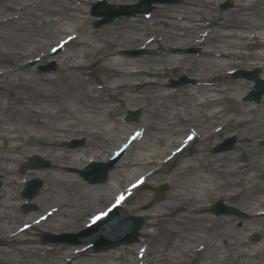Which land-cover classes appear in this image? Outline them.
<instances>
[{
    "label": "bare ground",
    "instance_id": "obj_1",
    "mask_svg": "<svg viewBox=\"0 0 264 264\" xmlns=\"http://www.w3.org/2000/svg\"><path fill=\"white\" fill-rule=\"evenodd\" d=\"M91 1L92 0H0V52H10L11 50L10 53L14 52L17 54V50H21L26 46L28 41H32L31 36L34 34H38V32L45 29L48 31V27L68 21L69 23L64 28H67L66 31H68L69 34L82 33L86 36H78L77 34L74 35V37L67 38L66 41H68L69 44L78 45L79 48H77V52L66 53L63 59L77 60L87 56L94 62L100 61L104 63V66L111 75V79H108V82L104 85L112 91L110 94V101H117L119 104L127 105V99H125L123 97L124 95L120 92H122L121 88L127 84L126 81L128 83L130 81L126 77L129 76L128 72L141 69L139 66L141 63L143 64L145 61L151 62L153 59H143L142 57L127 59L116 55L113 56L115 52L114 49L118 46L116 40L125 36L122 30L125 25L113 22L98 30L89 31L87 27L89 19L87 16H84V14L87 11L86 5ZM197 2L205 4L209 9V12H206L204 10L199 11V9L195 8V13L199 14L201 18L207 15L214 16V14H212V8L209 5L211 3L221 2V0H197ZM236 2L237 6L235 7L234 14L237 16V21L235 20V23H227L221 20L219 26L214 27L215 29L210 27L207 33L205 42L209 41L211 44H209L208 50L204 52L209 58H212L214 52L221 53L222 51L256 60L262 56L264 57V51L251 54L248 53V55H243L240 51L244 46V41H250L253 38L264 40V0H259V6L252 14L248 9L250 5L248 1L243 2V0H236ZM13 7H18L19 11L13 13L11 11ZM196 7L199 8L200 6L196 5ZM162 8L167 10L164 6ZM51 16H54V18H50ZM221 17H223V15H218V18ZM136 19H134V21H137ZM149 19H151V16ZM191 20L193 21L195 19ZM129 22L126 21V25H128ZM243 23H246V25H243ZM194 25L195 24L189 26L194 28ZM171 26V28L180 27L181 29H185V24L178 23L177 21H173ZM57 28L63 27L59 26ZM64 28L61 31H63ZM133 29L135 30L128 31L129 42L135 41L138 38L137 34L140 29L137 27ZM179 35V33H173L172 31L169 33L167 32V38L172 36L177 37ZM185 36L191 38L192 34L190 32L189 34L183 32L181 37L183 38ZM210 39H213V41ZM152 40L154 39H149V41ZM191 44L194 45L192 42H179L174 39L169 42L170 46L176 47H185ZM260 45L264 47L263 43ZM150 47L151 45L148 46V49H150ZM167 57H170L171 60L175 58L173 63H177V65L187 59L184 55H178V57L177 55H167ZM64 60L61 69L68 71L69 68L73 67V64H66ZM209 61L210 65H214V67L210 68L211 70L208 71L207 75L216 77L221 76L220 68L226 63H229L225 60L222 61V59H210ZM202 62L205 63L204 60H202ZM165 69V64L152 66L151 69L148 68V70H155L157 72ZM10 72L11 71H0V76L6 74L8 76ZM46 77L47 82H61L63 84L62 88L51 92V90L48 89L39 90V88L33 87L38 91L33 90L32 93L27 96L29 98H17V102L15 103L7 101L2 102L0 99V176L1 183L4 185L3 188H0V196L4 199V202L0 204V230L6 227L5 232L0 233V239L15 243L16 246L13 251H16L18 254L24 256L34 254L38 259L40 257L38 256V254H40L39 251L45 249V246L41 245L32 250L34 247L30 245L35 244L34 239L25 236V233L33 224L32 219L28 220L25 217V220L22 222L16 221L19 219V215H17V206L20 204V200L18 204L14 203L13 200L17 198L16 189H18L21 181L17 182L14 177H9V175H15V165L21 160L22 154H24V152H32V150L21 149L17 143L19 136L16 133L19 130L27 128L31 130L37 129V131L40 130L42 142L50 144L51 141L56 142V140H53L54 137L62 141L67 138L66 141H68L69 136L67 137L63 133L70 129L76 132H84L86 130L84 128H79L80 126L83 124H95L96 126L90 129L91 134L95 138L98 137L102 139V142L107 143L109 140L112 141V132L119 129L118 121L115 118L109 119L106 116L104 112L106 108H104V110L95 106L77 108L74 104H71L72 102L68 105L63 104L62 100L65 101L68 97H74L70 89L76 88L74 87L76 86L75 83H81L80 77L75 78V76L71 74H66L63 81L50 78V76ZM131 80L133 79L131 78ZM134 80L136 82L133 81V84H138L142 89L141 98L146 101L145 105H143L144 109L148 110L147 108L152 106L153 116L158 115L161 120V122L156 125L157 127L155 129L158 131L166 130L168 132V135H166L167 137H165L167 147L178 145L181 142L183 134L188 128H174V126L175 124L188 120V114H186V112H191L193 115L197 116V114H199L198 112L202 109L201 116L205 121L212 120L209 121L210 125H212L217 120L222 119V113H225V110H213L209 112L205 110L214 105L221 104L224 99H234V96L229 95L218 96V93H220L218 89L203 87V94L198 96L192 93L193 99L184 101L181 96L191 87L187 88V86H185L183 89L167 90L160 87L161 83L159 80L148 78H135ZM105 81H107V79ZM9 82L16 87L22 84L20 78L19 80L11 79ZM86 99L84 94H78L74 97L73 103L83 104V101ZM168 99L171 100L166 102ZM184 104L190 111H184ZM56 106L60 109H58V113H53L52 109ZM231 110L233 109L231 108ZM256 110V107H248L246 110L244 108L243 111H236L235 115L223 120L221 123H226V120H228L230 124L238 127H248L250 129L264 127L262 118L257 117L256 119L253 113ZM228 111L230 110L228 109ZM43 118L55 119L58 124H50ZM127 126L125 125L123 130ZM63 127L66 129H62ZM192 127L194 126L190 127V131L193 137L195 135L196 138L200 137L201 139H206L212 134V132L206 129L199 133H195L191 129ZM52 131H59V133L52 134ZM122 134L125 135L124 131ZM242 138L243 140L251 139L247 136H242ZM148 145V143L142 142L138 148ZM151 147L150 150L146 149V153L138 152L135 158L127 163H122L120 165L121 167L118 168L119 170H115V175L113 173V177L110 180V186H113L112 191L108 195L104 194L103 189L100 187L94 186L85 189L79 180L73 179V176L56 171L53 176V181L47 184L43 192L46 194L57 192L61 197H59L60 199L56 202L57 204L52 207V211L48 216L41 220L37 226H47L55 230L71 228V230H73L68 232H77L79 225H83L84 222L71 225L69 221L71 220L72 210L82 208L84 205L83 201L89 199H97V201H100L103 198L107 200V198L113 196L114 193H122L121 195L124 194L127 198L125 199L123 197L121 204L123 207L132 195L128 197L131 191L127 189L125 192L123 187H120V184L117 185L118 182H116L117 180L115 177L120 174L121 168L130 167L128 172V175H130L134 170L144 171L147 167L145 172L141 173L146 179L147 175L151 173L148 168L153 169L155 172L160 171V168L156 167V169H154L151 166L159 161L158 157H161V159L164 158L172 149H160V147L156 146ZM248 147L251 150L254 149L252 145H248ZM113 149H110V151ZM256 150L258 151L259 149ZM78 151L79 150H73V152H70L63 150L56 155L54 159L64 160L68 157L69 160L66 162L69 163V165L75 166L79 161L77 158L78 155H76ZM160 151L163 152L162 155ZM100 156L104 155L100 154ZM95 157L96 156H93L94 159H96ZM97 157L99 156L97 155ZM259 158H262V161H260L262 162L261 167L257 161L253 163L248 162L246 166H243L233 161L228 153H218L214 155V157H209L204 154L203 150H199L197 156L193 158V160L188 162L184 161L182 164L177 165V168L171 172L170 180L174 184V190L168 195L166 202L151 207L148 199L143 198V201L137 205V208L146 209L148 212L146 216L149 219V235L159 238V243H166L170 238L173 241L169 246L165 244L162 245V250L154 251V263L152 264H160L162 261L166 264H187L197 258L198 264H264V258L262 257L264 248H254L251 246V243L245 239V236L241 234L242 227L244 229L249 223L247 224L244 222L246 225L243 226V224L240 223L242 221L236 220L233 216L212 217L209 214L200 216L197 214L204 200L214 195H222L226 194L227 191H232L228 193V198H230L240 192L241 188L248 189L247 195H250L249 187L251 189V186L255 184L254 179L264 176V151H261ZM163 162L165 161H162V163ZM13 163H15V165H13ZM27 173H37L39 176L42 175L41 171H28ZM249 182L252 183L250 186H248ZM88 202L89 201H87V203ZM98 212L96 208L94 213ZM73 215L76 218L79 216L80 220L85 213H75ZM258 218L263 217H255L254 219ZM48 220L54 221L52 225H46ZM160 221L168 222L171 227L163 230H156L154 227ZM136 248L140 249L141 246ZM54 249L55 247L53 250ZM56 249L58 251L54 254L57 259V261L54 262L55 264H138V260L133 257L135 253H132L129 249H124L123 251H108L98 254L93 253L91 255L86 254L85 256L89 258L86 261L82 259L79 260L85 254L82 252L80 254L78 253V250H81L82 247L63 244L58 245ZM142 250L145 252V256L143 257L145 258L147 250L145 247L142 248ZM0 253L7 256L10 254V251L3 249L0 250ZM42 255L44 258L48 254L45 253ZM120 260H123L121 261L123 263H121ZM141 263L144 264L145 262L141 261ZM10 264L20 263L13 261ZM21 264H23V262Z\"/></svg>",
    "mask_w": 264,
    "mask_h": 264
},
{
    "label": "rangeland",
    "instance_id": "obj_2",
    "mask_svg": "<svg viewBox=\"0 0 264 264\" xmlns=\"http://www.w3.org/2000/svg\"><path fill=\"white\" fill-rule=\"evenodd\" d=\"M96 1L98 0H92L90 3H88L86 5L87 7V12L84 14V16H90V11H91V4L92 3H96ZM138 0L133 1V0H106L107 3L110 4H136ZM249 2V10L251 11V14L254 13V11L257 9V7L259 6V0H243V2ZM262 1V0H260ZM187 2V3H184ZM233 2L235 3V6L229 10H226V12H218L216 9V5L215 3H211L209 6L212 8V14H214V16L212 15H207V16H203L201 18H203L202 23L201 21L198 23V19L199 14L195 13V8L200 10H204L206 12H209V9L207 6H205V4H201L199 2H197V0H183V4H181V6L178 5V8L176 7H172L170 5H165V4H158L155 6L152 14H151V19H144L142 16L141 17H137L136 18H129L128 17H123V18H119L114 20L113 22H117V23H122L125 26L122 28L123 33L125 36H123L122 38L117 39V43L118 46L114 49V55L117 56L116 52L121 49V48H136L137 46H141L140 44H143L144 41L150 37V36H155V39L153 41V43H151L150 45L152 46V49L150 51V54L147 56H143V59H153V61L151 62H146L145 63H141L139 66L141 68V70H146V71H150L148 70V68H152V66H156V65H166V73L165 75H169V70L168 67L171 66V64L173 63L174 59H170V57H167V55H172L175 56L176 54L170 53L168 54L167 51L169 48V42H171L173 39L177 40L179 42L181 41H185V42H193L194 43V39H198V36H200L204 30H209V28H213L217 27L220 25V21H226L227 23L232 22L235 23L236 20V15L234 14L235 11V7L237 6V2L236 0H233ZM196 5L200 6L199 8L196 7ZM166 7L167 10L163 9L162 7ZM263 7V6H262ZM13 13H16L19 11L18 7H13V9L11 10ZM223 15V17L219 18V20L216 19V15ZM172 17V18H171ZM184 17V18H183ZM50 18H54V16H51ZM177 18V20H176ZM91 19V18H90ZM134 19H136L137 21H134ZM188 19H195V25L194 28L190 27L189 25L192 26V23L190 22V20ZM214 20L213 23H211L209 26L206 25V22ZM126 21H130L128 25H126ZM173 21H177L178 23H182L185 24V29H181L180 27L178 28H171V23ZM237 21V20H236ZM93 22L94 20H89L88 22V29L89 31L92 30H98L101 27L98 28H94L93 27ZM111 22V23H113ZM144 24H142V23ZM69 22L68 21H64V22H60L57 23L55 25H52L50 27H48V31L43 30L41 32H38V34H34L33 36H31V40L32 41H28L26 43V46L23 47L21 50H17L18 53H10L9 51H2L0 52V71H11L8 76L3 75L0 76V99L2 102H17V98H22V97H27L29 96L33 90L38 91L35 88H39L40 89H48L51 90V92L53 91H57L59 89L62 88V83L61 82H47L46 81V76H50V78H55L56 80H60L63 81L64 76L67 74H71L73 76L76 77H80L81 79V83H75L76 88H72L70 89L71 92L73 93L74 97L78 94H84L86 96V100L83 101V104H78V103H73L74 101V97H68L67 100L63 101V104H74L75 107L77 108H82L85 106H95V107H99L102 110L105 109V114L109 119H113L115 118L118 121V130L116 129L114 132H112V141H108L106 142H102V139H99L98 137L95 138L91 132L90 129H93V126H96L95 124H89V125H85L83 124L82 126H80L79 128L81 129H85L86 131L84 132H76L73 130H68L67 132H64L63 134H65L67 137L69 136V138L71 137H78L80 135H84L87 138L86 143L84 148L82 147L78 153L76 155L78 158V163L73 166L76 168H79L81 166H83L85 163H87V161L89 160L88 158H91L93 156H96L94 160H104L107 156H109V152L110 149H113V147L115 148L119 143H122L124 140V137H126L129 132H131V130H133L134 128H142L143 129V133L144 136L142 137V139L138 142V143H134L131 147H129L128 149V153L125 157V159L117 164L114 168V170H112L109 173V177H108V181L104 184H100V185H93L90 186L88 184H86V182H83L77 174L75 173H70L67 171V166H72L69 165V163H67L66 161H68V157L66 159H54L56 155H58L61 151H63V149L61 148V142L62 140H59L57 137H54L53 140H56V142L51 141L50 144H46L44 142H42L41 140V133L40 130L37 131L34 129H22L19 130L16 134L19 136L17 139V143L18 145L21 147V149H25V150H32V152H24V154H22V158L21 160L15 165V163H13V165L16 166V173L15 175H9V177H14L15 180L21 181V184L18 186L16 195L17 198L15 200H13L14 203H19L20 200V204L27 202L26 200H22L20 197V192L21 189L24 186V183L33 178V177H39L42 182H43V186L41 188V190L39 191L38 195L36 197H34L30 203L34 204V208L31 210V212L28 213H24L21 210V205L17 206V210H18V214L19 215V219L16 220L18 222H22L23 220H25L24 218L26 217L28 220H33L34 218L41 216L42 214L46 213V211L50 208H52L53 206H55V204H57L56 202H58V200L60 199L59 197L60 194H58L57 192L53 193L50 192L48 194L44 193L43 191H45L47 184H50L51 181H53V176L54 173H56V171L61 172V173H65V174H69L71 176H73V179L75 180H79L82 184L83 187L88 188V187H100L103 189V193L104 194H109L112 191V187L110 186V180L113 177V173L115 172V170H119L118 168L121 167L120 165L122 163H127L129 161H131L133 158L136 157L138 152L141 153H146V149L150 150V148H152L151 146H156V147H160V149H165L167 148L168 150L170 148H173L176 145H171L170 147L166 146V135H168V132L166 130L163 131H158L155 128L157 127L156 125H158L161 120L159 118L158 115H154L152 114V110L153 107L149 106L147 109H144V106L146 101L143 100L141 98V87L138 84L136 85V92H130L129 88L133 87V81H135L132 76H131V71L128 72L129 76H126L130 81L129 83L126 81V85L123 86L121 88L120 92L121 94H123L124 98L127 99V105L126 104H119V102L115 101L112 102L110 101V94H111V89L105 87L104 85L108 82V79H111V75L110 72L107 70V68L104 66V63L102 62H94L92 59H90V57H83V58H79L77 60L74 59H67L64 60L63 58L65 57L66 53H73V52H77V48L78 45H71L68 44L65 47V50L59 55V57H56V62H57V66L58 69L55 72H51L49 74H38L35 72L34 68H31L29 70H19L17 68V66L19 64H23L24 62L28 61L29 59H34L36 57L39 56H45V54L47 53V50L52 47L55 46L60 40H62V38L64 36H66L68 33V31H66L67 28H64ZM106 24L107 25H110ZM146 24V25H145ZM203 25V26H202ZM243 25H246V23H243ZM59 26H62L64 28L63 31H61L63 28H57ZM206 26V27H205ZM134 27H137L140 29V31L138 32V38L135 41H130L129 42V36H128V31H132L135 30L133 29ZM208 27V28H207ZM207 28V29H206ZM173 32V33H179V36H172V37H168L167 38V32ZM203 31V32H202ZM186 32L189 34V32L192 34L191 38H187L185 37H181L182 33ZM78 36H86L83 35L82 33H77ZM82 34V35H81ZM158 39V40H157ZM211 40V39H210ZM213 41V39L211 40ZM257 42V46H259L261 43H264V40H260V39H256L253 38L251 40V42ZM250 42V43H251ZM249 42L248 41H244V46L243 48L240 49V51L242 53H254L252 51H254V47H250L248 45ZM209 45H207V47L205 48L206 50H208ZM255 51H259V50H255ZM262 52V51H259ZM215 53V52H214ZM212 55V58H209L208 56H199L198 58L196 57V55H186V60L183 62V64H180V70L179 72L182 74H187L188 76H194L197 77V80H211L213 79L214 82H218L219 85H225L227 87H229V91H224L221 88H218V90L220 89V94H218L219 96L221 95H229V96H234V99H224L223 102L221 104L218 105H214L212 107H209L207 110V112L209 111H213V110H225V113H222V119L217 120L214 124L210 125L209 121L212 120H206L201 116L202 114V109L201 111H199L197 114V116L193 115L191 112H186V114H188L186 121H182L179 124H175L174 128H186L188 126H194L198 131H202V130H207V131H214L215 126L220 125L221 122L229 117H232L233 115H235V112H240L243 111L244 108L245 110L249 107V106H253L256 107L257 110L254 113V115L257 117L262 118V121H264V96L261 100V102L259 104H245L242 105L243 103H241L240 101V96L241 94L244 93L245 89L248 87V85L250 84L249 82L245 81V80H234L231 81L228 79L227 76H225V71L228 70L229 68H239L242 67L247 68L248 66H253L254 64H256L258 62L253 60V59H248V60H243V58H237V57H233L232 54H230L229 52H225V54H228L227 57H223L218 56L216 57V55ZM184 55V54H182ZM178 57V56H177ZM48 54H46L45 57H43L42 59H40V61L42 63H44L46 60H48ZM55 58V57H54ZM141 58V57H140ZM210 59H222L227 61L229 63H226L224 66H222L221 69V77H216V76H211V75H207L208 71H210L211 67H214V65H210ZM66 61V64H73V67L69 68L68 71L61 69L62 68V62ZM80 60V62H79ZM202 60L205 61L202 62ZM187 61V62H186ZM210 65V66H209ZM186 68V69H185ZM219 68V67H217ZM219 69V70H220ZM140 70V69H138ZM168 71V72H167ZM151 73V72H150ZM117 75V74H116ZM225 76V77H223ZM21 80L22 84L19 87L14 86L12 83H10L9 81L11 79H18ZM131 78L133 80H131ZM160 79H164V77L162 75H160L159 77ZM107 79V81H105ZM125 79V78H124ZM217 79V80H215ZM136 82V81H135ZM161 83V81H159ZM134 85V86H135ZM222 85V86H223ZM229 85V86H228ZM241 85V86H240ZM252 85V84H251ZM101 88H98V87ZM240 86V87H239ZM191 88H189V90L185 93H183V95L181 96L184 101L186 100H192L193 99V95H191L192 93L195 95L200 96L201 94L204 93V89L203 87L206 86H194V84L192 86H189ZM233 89H232V88ZM231 88V90H230ZM217 89V88H216ZM69 90V91H70ZM93 96V97H92ZM29 98V97H27ZM171 99L166 100V102L170 101ZM240 101V102H238ZM136 107H139L142 111H141V116L140 119L138 121V123L133 124H122L121 122V117L118 116H113L110 115L109 111L116 109V110H121V109H134ZM231 108L233 110H231ZM58 109H60L59 107H53L52 112L53 113H58ZM184 111H190L189 109H187V107L184 104ZM228 109L230 111H228ZM45 120H47L50 124H58L55 119H51V118H43ZM127 126L124 130V126ZM62 129H66V128H62ZM65 131V130H63ZM124 131L125 135L122 134V132ZM53 133H59V131H52ZM236 134L238 141L237 144L234 146V148L227 152L228 155L231 157V159H233V161L240 163L243 166H246L249 163H253L255 161L258 162L259 166L261 167V163L260 161H262V158H259V155L261 153V151H264V147H261L258 144V140H260L261 138H264V127H255L253 129H250L248 127H238L235 126L233 124H230L229 122L226 123V125H223V128L217 132V133H212L209 137H207L206 139H201V138H197L195 140H193L190 144H188V146L183 150V152H179L176 153L175 155L172 156V158L170 159V161L165 164L160 166L159 163H156L155 165H152L151 167H159L160 171H157L155 173H153L151 176H149V178L147 179L146 183L144 186L139 187L138 189L134 190V193L132 194V196L129 198V200H127V203L124 204L123 208L125 210H127L130 214L132 215H142L146 222L144 224V226L141 228L140 233L142 235V237L139 238V241L137 243L134 244H127V245H119L114 249H110V250H106L108 251H123L124 249L126 250H131L132 253H135L136 247H138L140 244H146L147 246V254L146 257L142 260H144V264H152L154 263L153 261V256H154V251L157 250H162V245H171V243L173 242L170 238V240H167L166 243L162 242L159 243L157 237H153L151 235H149L148 233V217L146 216L147 210L146 209H138L137 205L139 203H141L143 201V198H147L149 204L151 205V207H155L157 205L162 204L163 202H166V200L168 199V195L174 190V184L172 183V181L170 180L171 177V172L177 168V165L182 164L184 161L188 162L190 160H193V158H195L197 156V153L199 150H203L204 154H206L209 157H214L215 154H212L210 152V148L217 144V142H219L220 140H222L224 137L229 136L230 134ZM27 135L32 136V138L34 139V142L31 146H25L22 142H24V140L26 139ZM114 136V137H113ZM116 136V137H115ZM242 136H247L249 138H251L250 140H243ZM65 138V137H64ZM120 138V140H119ZM67 138H65L66 140ZM160 140V141H158ZM148 143V146H142L140 148L139 145L142 143ZM158 141V142H157ZM114 144V145H113ZM248 145H252L254 149H250L248 147ZM256 149H259L258 151ZM22 151V150H21ZM162 151H160V154L162 155ZM33 154H39V155H43V158L46 159H50L52 162V166L50 169H45L44 171H41V176H39L37 173L34 174H30L27 173L29 170L21 172L20 171V165L27 159V157L29 155H33ZM100 154L104 155V156H100ZM109 154V155H108ZM166 154V153H165ZM241 154L245 155V161L242 162L240 161V156ZM97 155L99 157H97ZM164 156V155H163ZM161 157H158V160H160ZM260 159V160H259ZM122 170L120 171V174H118V176L116 175V182L117 185L120 184L121 188L126 187V184L129 182H132L133 180H135L136 176H138L141 173H144L145 170L147 169V167L144 169V171H140V170H134L132 172V174L128 175V172L130 170V167H126V168H121ZM133 169V168H132ZM148 170H150L148 168ZM33 172V171H32ZM115 175V173H114ZM0 180H1V176H0ZM24 182V183H22ZM115 182V184H116ZM168 183V187L169 190L166 192L165 198L163 201L158 202V203H153L152 202V195H153V187L162 184V183ZM254 183L251 186V189L249 187L250 190V195H247V191L248 189H243L241 188L240 192H238L236 195H234L233 197L231 196L230 198H228V193L232 192V191H227L226 194H222V195H214L210 198H207L204 200V202L201 205V208L199 207V210L197 212V214L203 215H210L212 217H214V214H211L207 211H204L207 207H205V204L210 203L213 204V202L216 199L222 200L223 202H225L226 204L229 205H233L236 208L240 209V211H244L246 212V214L248 215H252L255 211L260 210V209H264V176L262 177H257L254 179ZM114 184V185H115ZM252 183L249 182L248 186H250ZM3 183L2 185H0V188H3ZM238 189V188H235ZM116 195L110 196L109 198H103L100 201H97V199H89L87 201H89L87 203V201H83L84 205L82 208L80 209H75L72 210V215H71V220L69 221V223L71 225L73 224H81L83 223L84 219H90L92 214L95 209L97 208V210H102L104 209L107 205H109L112 200H114V197ZM4 202V199L2 196H0V204ZM150 209V208H149ZM85 213L84 216H82V218L79 220V216L76 218L74 217L73 214H77V213ZM31 214V215H30ZM23 215V216H21ZM221 216V215H220ZM219 216V217H220ZM216 217V216H215ZM222 217V216H221ZM225 217V216H224ZM236 218V217H235ZM79 220V221H77ZM236 220L238 221H242L240 223L243 224V226H245V223H249L247 226L242 227V233L245 236V239L247 241H249V235L252 233H256L260 236V241L259 242H251L249 241V243H251V246H253L254 248H259L262 247L264 248V218H258V219H240V218H236ZM54 221L53 220H48L46 225H52ZM245 222V223H244ZM36 224H34V226H31L30 229H28V231L25 233V236H29L30 238L34 239L35 244H28L32 247H34L32 250H34L35 248H37L40 245V236L43 233H47V232H52V233H62V232H68V231H72L71 228L70 229H60V230H55L49 227H44V226H35ZM84 227V224L79 225V228L77 229L80 230ZM171 225L168 224V222H164V221H160L154 228L156 230L160 229H167L170 228ZM6 228V227H5ZM5 228L0 230V233L5 232ZM179 228V227H178ZM253 228V229H252ZM59 244H50L47 245L45 247V249H42L41 251H39L40 254H38L39 259L37 257H35L34 254H29L27 256H24L22 254H18L16 251H13V249H15L14 247L16 246L15 243H10L6 240H2L0 239V250L5 249L6 251H10V254L7 256H4L0 253V264H10L13 261H17L20 264L23 262V264H55L54 262L57 261L56 256L54 254L57 253V249L56 247ZM82 246V245H81ZM55 247V249L53 250V248ZM78 247V246H77ZM135 249V250H134ZM106 251H101L99 253H104ZM48 254L46 255V257H42V254ZM85 253L79 260H84L86 261L88 258V256H85L86 254H93V252L91 250H86ZM98 254V253H96ZM134 257V256H133ZM264 258V252H263V256ZM125 259V258H124ZM123 260H120V262ZM10 262V263H8ZM123 263V262H121ZM75 264V263H73ZM160 264H166L164 261L160 262ZM187 264H198V258L195 260H192V262H188Z\"/></svg>",
    "mask_w": 264,
    "mask_h": 264
},
{
    "label": "water",
    "instance_id": "obj_3",
    "mask_svg": "<svg viewBox=\"0 0 264 264\" xmlns=\"http://www.w3.org/2000/svg\"><path fill=\"white\" fill-rule=\"evenodd\" d=\"M124 6H121L120 9H123ZM130 6H125V9H129ZM121 53L124 54H128V51H121ZM55 69V66L53 65V63L51 64V66H47L46 70L49 69ZM142 75V73H141ZM259 81L257 80V85L259 89H257V92L254 93H259L261 91L262 85H258ZM245 99H250V97H246ZM134 113H130L129 117H135L136 115H133ZM235 141V138H232L230 140H227L221 145H218L216 148H214V151H217L218 149H221L222 146L224 145L225 149H229L231 148L233 142ZM31 140H28L27 142H25V144H31ZM262 144H264V141L262 142ZM30 163H29V167H36V168H40V167H47L49 165L48 161L42 160L41 158H39L38 156H35L33 158L30 159ZM111 166H107V165H103L101 163H95L91 166H88L85 170H79L78 172L84 177V179H86V181H88L89 183H96V182H104L106 180V174L109 170ZM23 169H25V167H23ZM31 186L34 188L33 190L37 191L39 189V185H40V181L39 180H34L33 182L30 183ZM167 189V186H160L159 188L157 187L156 189V193L154 195V201H159L163 198L164 196V191ZM35 193H31L28 197H32V195H34ZM222 203L217 202L216 207H214L212 210L215 211V213H226V214H238L241 215L239 211H237L236 209H234L233 207H228V206H224L221 205ZM120 216L126 220H129V222L132 224V229H130V234H129V240L131 242H133L136 239V236L138 235L137 231L138 229L141 227V225L143 224V218L139 217V218H132L131 216H129L126 212L124 211H119ZM51 237V236H49ZM251 239H258L256 236H254ZM105 246H94L93 248L98 251L103 249Z\"/></svg>",
    "mask_w": 264,
    "mask_h": 264
},
{
    "label": "snow or ice",
    "instance_id": "obj_4",
    "mask_svg": "<svg viewBox=\"0 0 264 264\" xmlns=\"http://www.w3.org/2000/svg\"><path fill=\"white\" fill-rule=\"evenodd\" d=\"M102 215H104V213H101V214L98 215V216H94V217L92 218L93 222H95L96 220L100 219V216H102Z\"/></svg>",
    "mask_w": 264,
    "mask_h": 264
}]
</instances>
